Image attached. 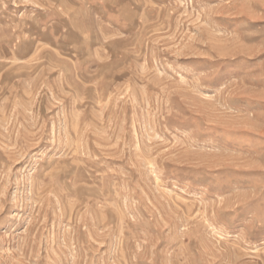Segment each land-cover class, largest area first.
Listing matches in <instances>:
<instances>
[{"label": "rangeland", "instance_id": "obj_1", "mask_svg": "<svg viewBox=\"0 0 264 264\" xmlns=\"http://www.w3.org/2000/svg\"><path fill=\"white\" fill-rule=\"evenodd\" d=\"M0 264H264V0H0Z\"/></svg>", "mask_w": 264, "mask_h": 264}]
</instances>
